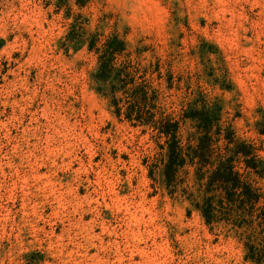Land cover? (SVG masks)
Returning a JSON list of instances; mask_svg holds the SVG:
<instances>
[{
  "label": "rangeland",
  "instance_id": "374dc122",
  "mask_svg": "<svg viewBox=\"0 0 264 264\" xmlns=\"http://www.w3.org/2000/svg\"><path fill=\"white\" fill-rule=\"evenodd\" d=\"M112 36L181 143L206 104L264 159V0H0V264H253L204 223L192 167L167 187L163 137L98 90Z\"/></svg>",
  "mask_w": 264,
  "mask_h": 264
},
{
  "label": "trees",
  "instance_id": "16d2710c",
  "mask_svg": "<svg viewBox=\"0 0 264 264\" xmlns=\"http://www.w3.org/2000/svg\"><path fill=\"white\" fill-rule=\"evenodd\" d=\"M95 50L94 77L102 84L97 88L109 97L113 114L132 125H148L163 137L160 148H164V154L159 162L165 185H175L177 173L186 165L192 167L200 192L194 207L204 223L222 221L239 230L244 260L264 264V189L256 185L254 178H264V159L250 143L235 138L228 127H221L206 104L182 111V118L193 121L195 130L181 143L177 120L155 118V89L137 75L139 70L127 58L124 42L112 36ZM119 56L125 58L117 62ZM220 139L223 142L217 145Z\"/></svg>",
  "mask_w": 264,
  "mask_h": 264
},
{
  "label": "bare ground",
  "instance_id": "6f19581e",
  "mask_svg": "<svg viewBox=\"0 0 264 264\" xmlns=\"http://www.w3.org/2000/svg\"><path fill=\"white\" fill-rule=\"evenodd\" d=\"M135 250V249H134ZM144 251V250H143ZM136 252V251H135ZM141 252V251H140ZM143 253V252H142Z\"/></svg>",
  "mask_w": 264,
  "mask_h": 264
}]
</instances>
